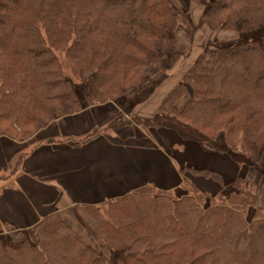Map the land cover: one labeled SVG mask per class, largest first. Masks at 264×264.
<instances>
[{"label": "trees", "instance_id": "trees-1", "mask_svg": "<svg viewBox=\"0 0 264 264\" xmlns=\"http://www.w3.org/2000/svg\"><path fill=\"white\" fill-rule=\"evenodd\" d=\"M175 3L0 0V137L24 142L83 106L122 104L140 92L181 57L172 52L174 34L188 20ZM201 19L212 34L253 31L264 25V0H215ZM159 112L210 140L223 133L224 155L240 158L263 186L264 38L205 49ZM181 173L186 196L144 187L64 213L107 255L52 215L1 238L0 264H264V207L250 183L241 175L225 183L202 169Z\"/></svg>", "mask_w": 264, "mask_h": 264}, {"label": "crops", "instance_id": "crops-1", "mask_svg": "<svg viewBox=\"0 0 264 264\" xmlns=\"http://www.w3.org/2000/svg\"><path fill=\"white\" fill-rule=\"evenodd\" d=\"M139 109L83 106L24 142L0 137V227L6 234L144 187L174 193L184 183L183 167L216 172L225 183L241 175L231 158L184 140ZM210 183L197 181L217 192Z\"/></svg>", "mask_w": 264, "mask_h": 264}, {"label": "rangeland", "instance_id": "rangeland-1", "mask_svg": "<svg viewBox=\"0 0 264 264\" xmlns=\"http://www.w3.org/2000/svg\"><path fill=\"white\" fill-rule=\"evenodd\" d=\"M214 1L215 0H203L200 4H192L189 0H175V4L180 7L183 15L188 20L186 24L180 25L174 34L172 52L175 54L182 53L180 59L158 78L146 85L140 92L134 94L133 97L127 98L122 104L140 108L139 110L144 109L143 113H139V115L159 117L160 120L157 121L159 125L174 130L184 140L197 143L203 147L205 146L206 149L211 151H215L217 148L215 152L224 154L227 153V148L223 133L219 134L215 140H210L205 135L195 132L192 128L179 122L175 118L165 116L159 112V105L163 97L174 87L180 80L181 75L187 70L188 66L195 61L205 49L209 47H230L238 43L256 41L264 38V25L253 31L245 33L240 32L238 34H228L225 32H214V34H212L207 31L203 26L201 15L214 3ZM172 52H170V55H173ZM75 88L77 96L84 102V90L82 85L76 82ZM118 104L122 105L121 103ZM139 118L142 120L145 119L140 116ZM237 155L241 157L246 165L248 164V160L240 152H237ZM237 159L234 161L242 168L241 176L245 178V181L250 183L252 190L255 191L259 197V204L264 207V185H261L262 183L259 181L260 177L254 174L255 171L253 169L248 167L245 168L241 164L240 158ZM214 186L215 185H213V187ZM184 189L186 191H175L173 196L177 198L186 196L188 191L190 192V189ZM60 217L65 219L72 227L74 233L83 241L96 249L100 248L102 254H108L107 248L85 231L80 220L75 215H64L63 213ZM4 232L5 230L0 227V239L10 236ZM100 245H103L105 248Z\"/></svg>", "mask_w": 264, "mask_h": 264}]
</instances>
